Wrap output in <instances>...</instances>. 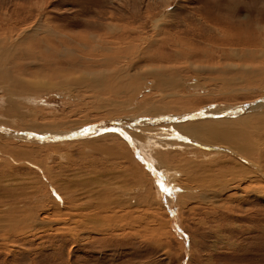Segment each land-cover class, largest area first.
Returning a JSON list of instances; mask_svg holds the SVG:
<instances>
[{
    "label": "rangeland",
    "instance_id": "obj_1",
    "mask_svg": "<svg viewBox=\"0 0 264 264\" xmlns=\"http://www.w3.org/2000/svg\"><path fill=\"white\" fill-rule=\"evenodd\" d=\"M43 19L46 27L38 28ZM27 26L30 29L25 31L26 34L37 35L28 41L37 43L27 48L26 44L21 46L20 53L34 47L41 49L43 58L29 54L28 59L19 65L22 74L16 72L15 58H2L0 72L7 68L14 78L22 75L25 83L30 81L28 84L35 85L37 82L36 86L41 89L39 93L25 94L28 97L36 94L35 101L19 99L21 94L15 95L20 104L18 107L32 113L27 115L16 111L18 108L12 109L15 107L10 103L12 98L7 94L4 96L6 84L0 82L2 125L47 131L66 127L62 130H70V125L71 128H81L82 125L116 118L122 113L141 112L153 119L147 121H155L150 127L163 126L166 129L167 126L171 139H182L184 142L181 143L185 144L180 145L182 149L173 148L181 151L177 156L162 153L166 165L181 170L175 188L168 183L171 181L169 176L165 179L161 170L157 171L160 179L153 178V157L146 156L145 145L143 149L136 142L129 144L128 135L119 134L122 141L117 145L109 138L111 134L86 140L69 139L64 143L14 140L11 146L16 148L30 145L22 147L32 150V161L36 164L26 163L31 159L27 156L23 160L26 164L14 163L9 167L0 158V200L6 199L4 190L7 191L13 183L9 178L21 175L30 182L29 189L33 190L35 200L31 208H35L40 216L39 219L33 216L31 230L0 239V264H264V198L260 199L252 192L249 195L240 193L233 186L235 184L231 185L232 174H229L241 164L253 169L262 165L264 172V123L257 125L260 128L251 135L253 139L248 145L254 146V151L251 149L246 157L216 139L201 137L202 134L193 128L188 132L181 126L175 129L176 124L191 123L195 117L166 121L168 117L162 115L237 106L264 97V57L261 58L264 53V0H0V35L21 33ZM238 26L244 30L242 35ZM99 37L110 42L117 40L119 43L115 45L124 50V57L114 58L111 62L98 58L100 55L96 58L90 54L91 51L97 54L92 47L98 44ZM44 38H47V51L40 46ZM174 47L186 56H174ZM14 49L12 51L18 56L19 52ZM195 50L199 54L192 56L191 51ZM12 51L11 56L8 53L5 56L15 57ZM164 54H172V57L156 58ZM136 55L142 58H134ZM218 61L220 63H216ZM196 62L214 66L215 70L226 65L228 70L226 73L212 70L211 73ZM253 63L259 64L258 68L263 71L256 70L251 80L236 82L235 78L236 83L226 84L219 81V77L231 79L235 74L233 70H238L237 64ZM119 66L125 68L117 70L119 72H128L130 76L138 74V89L132 91L135 92L133 95L128 91L118 96L105 93L107 90L99 93L98 80L104 78L108 82L110 78L103 73ZM162 67L185 77L181 78L180 86L161 88L154 84L158 72L165 70ZM158 104L170 109L161 110L166 112L160 113L161 119L154 116L157 111L154 113L153 107L148 113L143 111L148 105ZM122 110L124 112L119 113ZM223 111L225 108L221 114L218 111V115L213 116L223 117ZM249 113L258 114L254 119L249 118L250 121H264V111ZM201 118L205 117H198ZM128 131L132 136L137 132H133L132 126ZM155 136V139L163 137ZM240 137L236 139L242 143ZM143 139L146 141V136ZM204 139L212 144L205 143ZM109 144L114 152L131 151L142 169L128 160L105 159L98 148ZM136 149L141 157L137 156ZM173 149L170 150L177 152ZM95 157L107 162L111 172L100 165L94 166ZM224 157L233 162L224 163ZM43 170L45 181L39 176ZM40 179L44 181V187ZM154 179L157 182L162 179L171 190L169 198L163 197V193L157 197L159 192ZM57 187L66 193L62 194ZM179 187L182 188L180 191L177 190ZM65 196L73 203L65 206ZM97 196L100 202L105 201L101 211L93 210L95 206H91ZM115 197L123 198V204L128 205L129 210L124 205L120 208ZM49 199H55V203L62 207L61 214L55 211ZM108 199L112 200L110 204H107ZM45 215L48 217L46 223L40 220Z\"/></svg>",
    "mask_w": 264,
    "mask_h": 264
},
{
    "label": "bare ground",
    "instance_id": "obj_2",
    "mask_svg": "<svg viewBox=\"0 0 264 264\" xmlns=\"http://www.w3.org/2000/svg\"><path fill=\"white\" fill-rule=\"evenodd\" d=\"M102 13V12H101ZM27 17V16H26ZM22 22V21H21ZM23 24V23H22ZM242 24V23H241ZM43 27H46V23L44 21V19L39 23V27L38 28H43ZM95 28V27H93ZM114 28V27H113ZM30 29L29 26L27 27H23V31L21 33H15V34H1L0 35V60H2V58H15L14 62H15V69H16V72L17 73H20L21 72V69L19 68V65L22 63V61H25L28 59V55H33V54H36L34 57L36 58H43V54L40 52L41 49H37V48H34V47H31L32 50H25L23 53H20L21 51V46H24L25 44L27 46H25V48L27 47H30V46H35V43H37V41H33V40H30L28 41L29 39H32V38H37V35L36 34H33V35H28L25 33L26 30ZM236 29V27H235ZM237 30L241 33V35L244 33V30L242 28V26H238L237 27ZM117 31V30H116ZM10 33V32H9ZM13 33V32H12ZM39 33V32H38ZM90 33V32H89ZM233 33V32H232ZM95 34V33H94ZM94 34H92L94 36ZM120 34V33H119ZM239 34V33H238ZM40 35V34H39ZM87 35V34H86ZM124 35V34H123ZM97 36V35H96ZM88 37V36H87ZM232 37V36H231ZM241 37V36H240ZM243 37V36H242ZM89 38V37H88ZM93 38V37H92ZM96 38V37H94ZM100 39L98 40V44L99 46L97 45H94V47H91L93 48V50L96 53H93V51L90 52V54H94V56L98 57L100 55V57L98 58H104L106 61H113L114 58H122L124 57V50H121L119 49V45H115V43H119L117 42V40H112L113 42H110V40H105L104 38L102 37H99ZM116 38V37H115ZM123 38V37H121ZM229 38V37H228ZM124 39V38H123ZM128 41V40H127ZM126 41V42H127ZM91 42H93V40H91ZM91 42H86V43H90ZM120 42H122L120 40ZM227 42V41H226ZM240 42V41H238ZM242 42V41H241ZM41 45L40 46H44L43 50H46L47 49V38H44L42 40V42H40ZM244 43H247L248 42H244ZM123 44V43H121ZM30 45V46H29ZM83 44H81L82 46ZM39 46V45H38ZM97 46V47H96ZM129 46V43L128 45ZM132 46V45H130ZM126 47V46H125ZM16 48V49H14ZM85 48V46H84ZM96 48V49H95ZM15 50L17 52H19V54L21 55V58H23V60H20V55L17 54L15 55L14 54V51L12 50ZM122 49H125V48H122ZM11 51L13 52L12 54L15 56V57H10L11 56ZM47 51V50H46ZM108 52L107 55H104L103 53H99V52ZM127 51V50H126ZM172 51L174 52V56H186V54L181 51V50H178L176 47H174L172 49ZM264 51V50H263ZM248 52V51H247ZM246 52V53H247ZM262 52V51H261ZM5 53L7 54H10V56H5ZM99 53V54H98ZM127 53V52H125ZM192 53V56H197L199 54V52L197 50L195 51H191ZM141 56L145 58L144 55H142V51H141ZM250 54V53H249ZM89 55V54H88ZM165 55L169 56V57H172L171 55L172 54H164V55H161L159 57H156V58H162L164 57ZM246 55V54H245ZM128 56V55H127ZM189 56V54H188ZM238 56V55H237ZM236 56V57H237ZM92 57V56H91ZM96 57V58H97ZM140 57V55H136L134 58H142ZM243 57V56H242ZM241 56H238V58H242ZM264 57V53L262 52V59ZM16 58H20V59H16ZM87 58V57H86ZM222 58V57H220ZM246 58V57H244ZM249 58V57H248ZM13 59H10V60H13ZM256 59V58H255ZM258 60V59H257ZM8 61V60H7ZM6 61V62H7ZM30 61V60H29ZM29 61H26V62H29ZM169 61V59L167 60ZM4 62V61H3ZM10 62V61H8ZM25 62V63H26ZM130 62V61H129ZM2 63V62H1ZM198 63V66H201V68L203 70L205 69H208L211 73L212 70L213 71H216L217 73H226L227 70H228V67L225 65V66H220L219 68H217L215 70V67L214 66H209L207 64H204V62H196ZM209 63V62H208ZM216 63H220L219 61L216 62ZM131 64V63H130ZM8 65V64H7ZM25 65V64H24ZM128 65V64H127ZM164 65V64H163ZM166 65V64H165ZM164 65V66H165ZM170 66V65H169ZM219 66V65H218ZM238 70H233L234 71V76L229 79V78H225V77H219V81H221L222 83H236L238 80H244V81H248V80H251L252 77H253V74L256 70H262V68H258L257 65H246V64H237L236 65ZM257 66V67H256ZM12 67V66H11ZM26 67V66H25ZM120 67V66H119ZM115 68L113 70H106L108 73H103L104 75H107L105 77H110L108 78V82H105L106 80L104 79H99L98 80V83L96 85H99L100 86V90H97L99 93H102L104 90L106 91L105 93H108V92H111L112 94L118 96L119 94H123L125 92H132V91H136L138 89V84L140 83V78L137 75L135 76H130L129 73H125V72H119L117 70H124L125 68L124 67H120V68ZM249 67V68H247ZM251 67V68H250ZM13 68V67H12ZM162 68H165V67H162ZM1 69V67H0ZM6 71H2L0 73H2V75H0V82L6 84L3 88H4V96L7 94V96H9L11 99V104L12 106L14 105L15 107H13L12 109H15V108H18L16 109V111H22V113H25L27 115H30L32 114L30 111H26V108H19L18 106L20 105L19 104V101L17 99H15V95H19L21 94L20 97H18L19 99H24V100H34V95H31V96H25V94L27 92H33L36 93V91L38 92L39 89L41 88H38L36 86V83L35 85L34 84H28V83H25L21 76L18 74L15 78L12 74L8 73L7 72V68H5ZM4 69V70H5ZM130 69V68H129ZM157 70V69H156ZM217 70H220L217 71ZM132 71V70H131ZM130 71V72H131ZM176 71V70H175ZM14 72V71H13ZM157 72V71H156ZM155 72V73H156ZM230 72H232V70H230ZM5 73V75H4ZM16 73V74H17ZM159 75L155 78V82L154 84H156L157 86H161V88L166 87V88H171V86L173 85H178L180 86V80L181 78H185L181 75H178L176 74V72H174L173 70H168L166 71V68L165 70H161L160 72H158ZM22 74V72H21ZM98 74V72H97ZM259 74H261L259 72ZM102 75V74H101ZM222 76V75H221ZM91 77V76H90ZM102 77V76H101ZM100 77V78H101ZM150 77V76H149ZM235 78L237 80H235ZM96 79V78H95ZM218 79V78H217ZM86 80V79H85ZM114 80V81H112ZM154 80V79H153ZM236 82H235V81ZM111 81L115 84H112ZM232 81V82H231ZM84 82V81H83ZM88 82V81H87ZM183 82V81H181ZM220 82V83H221ZM31 83V82H30ZM15 84L17 86H15ZM83 84V83H82ZM89 84V83H87ZM86 84V85H87ZM39 85V84H38ZM90 85L92 86V84L90 83ZM154 86V85H153ZM185 87V86H184ZM114 88V89H113ZM93 89V88H92ZM90 89V90H92ZM3 92V91H2ZM39 93V92H38ZM110 93V94H111ZM133 93L135 92H132V95ZM96 94V93H95ZM139 94H140V91H139ZM3 96V95H2ZM130 97H133V96H130ZM137 97V96H135ZM5 98V97H4ZM8 98V97H7ZM37 98V97H36ZM126 98V97H125ZM40 100V99H39ZM134 100V99H133ZM35 101V100H34ZM143 104V103H142ZM152 104V103H150ZM250 103H245V104H240L241 106H247L244 110L242 111H239L238 107L237 106H240V105H237V106H223L225 108V110L227 109V113H223V117H212V118H207L208 116H203V115H198V116H189L191 115L192 113H188V114H185L183 113L182 115H179V114H176V115H165V114H162L164 115V117H168L167 119H165L166 121L169 120H181L183 118H181L182 116H185L187 115V117H184V118H190V117H195L193 119H195V121L191 122V123H184V124H176V128L180 127L181 129L183 128L186 132H188L189 129L193 128L195 130H197V132H199L201 135V137H206L208 139H216L217 142H222L221 144H227L228 147L230 146L231 148L233 147L234 149H236V151L242 153L243 155H245L246 157H248L250 155V151L252 149V147L254 146H249L248 143L253 139V137L251 136L252 134L255 135V132L257 129L260 128V126H257V125H261L264 123L263 120H254V121H250L249 118L251 119H254L253 117L254 116H257L255 113H249V112H253V111H259L260 113L264 111V104H259V105H254V106H249ZM7 105V104H6ZM161 105V106H160ZM158 104V105H148V107H145V109L143 110L144 112H147L149 111L150 108H154V113L155 111H157L154 116H157V118L159 119L161 116L160 113H166V112H163L161 110H170L168 106L166 105H163V104ZM8 106V105H7ZM137 106L138 103H137ZM141 106V105H140ZM139 106V107H140ZM156 106V107H154ZM158 106V107H157ZM221 107V106H220ZM219 108L220 110H218L217 108L213 107L211 108L213 112H215L217 115L218 114V111L220 112V114L222 113L221 110H223L224 108ZM11 108V107H10ZM115 108V107H114ZM142 108V107H141ZM141 108H138L140 110H142ZM144 108V107H143ZM10 110V109H8ZM127 110V109H126ZM125 110V111H126ZM238 110V111H237ZM12 111V110H11ZM3 112V111H2ZM14 112V111H13ZM116 112V111H115ZM119 112V111H118ZM124 112V110L120 111L119 113H122ZM182 112V111H181ZM188 112V111H187ZM197 112V111H196ZM19 113V112H18ZM140 113V114H139ZM148 113V112H147ZM180 113V112H179ZM259 113V114H260ZM6 114H10V113H7ZM5 115V114H4ZM120 115V114H119ZM130 115H134L136 117H130ZM114 117V116H113ZM139 117V118H138ZM153 117V116H152ZM198 117H205V118H201V119H198ZM145 118H151V117H145L144 115H142L141 112H135V113H132V114H125V113H122L120 116L116 117V118H112L113 121L115 120H125L127 122H130L129 120H139V122H131L133 124H135L134 126L131 125V124H128L126 126H123V130L125 131V133L127 134H121L117 131H111V130H107V131H103L99 134H95V135H91V134H88V135H84V136H74L72 138H68V139H61V138H51L53 135H61V134H64V133H69L71 131H75V130H79V129H82L84 130L85 128L89 127V126H104L106 125L108 122H112L111 118L110 119H107V120H103V122L101 123H96V124H88V125H82L81 128L79 127H74V128H71V125H70V130H62L66 127H60L58 130L56 131H47L46 130H40V129H36V128H33V127H30L28 129H25V128H10L8 126H5V125H2L0 123V139L3 140V142H1L0 144V158L3 160V163L9 167H13L14 166V163H20V164H26V163H29V164H36L32 161V157H31V151H27L26 148L24 147H29L30 145H20V147L16 148V147H13L11 146L12 142L14 140H22V141H27V142H37V141H41V142H60V143H64L66 140H77V139H81V140H86L88 138H97V136H100V135H103L106 137H108L110 134L112 135L111 138L112 140L115 141V144L116 143H121V139H120V135H128L126 137L127 140H129V144H133L132 142H136L137 144L140 145V148H143L145 149L144 147L146 146V152L148 153L146 156H149V158L151 157L152 158V165L155 166V171H162V174L165 176V179L167 176H169V180H171L170 182H168L170 185L172 184V186L174 185V187H178L177 183H176V180L180 177L181 175V170L179 171L178 169H176L175 167H170L168 165H166L165 163V157H163L162 153H173L175 156L179 155L181 153V151L179 150H176V149H173L174 147H179V148H183L181 147L180 145L182 144H185V143H181V142H184L182 139H174L172 140L171 139V134H168L169 131H166L167 129V126H166V129L163 128V126L161 128V130H158L160 128H156V127H150L151 124H154L151 123L150 121H147L145 120ZM163 118V117H162ZM231 118H236L235 120H232ZM3 119V118H2ZM161 119V118H160ZM192 119V118H190ZM7 120V119H6ZM110 120V121H108ZM157 120V119H156ZM1 122V121H0ZM6 122V121H5ZM165 122V121H164ZM13 124V122H11ZM159 125L161 123V121H158ZM194 124H196V126H194ZM137 125H141V126H138ZM148 125V126H146ZM174 125V124H173ZM11 126V125H9ZM17 126V125H16ZM34 126V125H33ZM133 127V132L134 131H137L135 132V136L131 135L130 132L128 130H130V127ZM152 126V125H151ZM155 126V125H153ZM262 126V125H261ZM68 127V126H67ZM169 127V126H168ZM173 128V127H172ZM250 128V131H248ZM180 129V131H182ZM58 131V132H57ZM172 131H175L174 129H172ZM191 131V130H190ZM110 132V133H109ZM132 132V131H131ZM171 132V131H170ZM169 132V133H170ZM178 132V130H177ZM196 132V133H197ZM49 133L52 134V136H49L47 137V134ZM117 133V134H116ZM180 134V132H178ZM120 134V135H119ZM141 134H144V135H141ZM158 135V136H163L161 138L158 137V139H155L157 138L155 135ZM2 136H5V137H2ZM144 136H146V141H144V139L142 140V137L144 138ZM241 136V137H240ZM200 137V138H201ZM236 137H240L241 140H242V143L239 142V140L236 139ZM13 139V140H12ZM239 139V138H238ZM201 140V139H200ZM205 140V139H204ZM215 140V141H216ZM205 143H209V144H212V141H204ZM124 143V142H122ZM195 143V142H194ZM254 143V142H253ZM19 144V143H17ZM21 144V143H20ZM113 144V143H112ZM114 144V146H115ZM259 144V143H257ZM105 145V144H104ZM117 145V144H116ZM126 145V144H124ZM145 145V146H144ZM197 145V144H196ZM201 145V144H200ZM255 145V143H254ZM24 146V147H22ZM99 146V145H98ZM256 146V145H255ZM96 147V146H95ZM94 147V148H95ZM101 147V146H100ZM98 148L101 152V155L104 154V158L105 159H121L123 161L121 162H124L125 160H128L131 164H133L134 166H136V168H140L142 169V165H139L136 163L135 159H134V156L133 154L131 153V151L128 152H123V151H119L117 150V152H114L113 150H111V148L113 146H110V144L108 146H103L101 148ZM117 147V146H116ZM197 148V146H195ZM223 147V146H222ZM258 147V146H257ZM173 149V150H176L177 152H173V151H169L168 149ZM186 148V147H185ZM194 148V147H193ZM201 148V147H200ZM116 149V148H115ZM187 149V148H186ZM191 149V147L189 148ZM198 149V148H197ZM207 149V148H206ZM216 149V148H215ZM254 149V148H253ZM252 149V150H253ZM257 149V148H256ZM255 149V150H256ZM26 150V151H25ZM29 150V149H28ZM128 150V149H127ZM185 150V149H184ZM188 150V149H187ZM193 150V149H192ZM116 151V150H115ZM134 151V150H133ZM203 151V150H202ZM205 151V150H204ZM218 151V150H216ZM254 151V150H253ZM136 154L138 157H141L137 151V149L135 150ZM140 152V151H139ZM196 152V151H195ZM208 152V151H207ZM211 152V151H210ZM258 152H260V150H258ZM216 153V152H215ZM226 153V152H225ZM224 153V154H225ZM192 154H196V153H193ZM204 154V153H203ZM32 155H33V152H32ZM132 155V156H131ZM145 155V154H144ZM151 155V156H150ZM27 156H30V160H26V163L23 161ZM214 156V155H212ZM240 156V155H239ZM255 156V154H254ZM208 157V156H206ZM251 157V156H250ZM148 158V157H147ZM212 158V157H211ZM225 160L224 163H232L233 161L231 159H228V157H224ZM254 158V157H253ZM233 159V158H232ZM238 159V158H236ZM257 159V158H256ZM260 160V159H259ZM254 162V161H252ZM258 162V161H257ZM260 162V161H259ZM248 163V162H247ZM253 164V163H251ZM259 164V163H258ZM93 165L96 166V165H100L101 167L103 168H106L107 171L111 172L110 171V168L111 166L109 164H107V162H104L100 157H95V160H93ZM211 165V163H210ZM237 166V165H236ZM264 166V165H263ZM113 167H115V164L113 165ZM112 167V168H113ZM121 167V166H120ZM262 165L258 168H255L253 169L250 168V167H244L243 164L239 165L237 168L234 167L230 172L229 174H232L231 176V179H230V182H231V185L232 184H235L233 185L235 188H237L240 193L241 192H247V195H249L251 192L253 194H255V196H257L258 198L260 199H263L264 198V172H263V168L261 169ZM125 168V167H123ZM122 168V169H123ZM135 171V170H134ZM137 171V169H136ZM132 173V172H131ZM146 173V172H145ZM45 170L42 171V174L39 175L41 176L42 178L44 177V181L46 180V176H45ZM27 175V174H25ZM152 175V174H151ZM13 176V174H12ZM28 177V176H27ZM30 177V176H29ZM40 177V178H41ZM156 179H160L158 178V175L155 174L153 178ZM10 180L13 181V183H11L10 187H8L9 189L4 190V193L6 192V199H2L0 200V239L2 238H8V236H12L13 233H18L20 231H23V230H31V227H32V224H31V220L33 219V216L35 218H38L40 216L39 213H37L38 211H35V208H31V204H33V202H35L34 200V196L32 195L33 194V190H30L29 188H31V185H30V182H28V180L25 178V177H21V175H18L17 177H11L9 178ZM154 179V180H156ZM18 180V181H17ZM47 182H49V179H48V176H47ZM44 181L42 179L39 180V182H41L43 184V187H44ZM138 181V180H137ZM11 182V181H10ZM165 182V181H164ZM227 182V181H226ZM156 183V186L158 188V192L157 193V197H159L162 193L163 197L165 196V198H169L170 195H166L164 192L161 191V188H160V185L158 184L157 180L155 181ZM221 183V182H220ZM254 183H258L260 185H255ZM167 184V183H166ZM204 184V183H203ZM244 184V185H243ZM9 185V184H8ZM168 185V186H170ZM227 185V183H226ZM42 186V185H41ZM230 187V186H229ZM58 188V187H57ZM232 188V187H231ZM5 189V188H4ZM37 189V188H36ZM46 189V188H44ZM59 191L62 192V194L66 193L65 191L61 190V188H58ZM182 188L179 187V189L177 190H181ZM230 190V189H229ZM178 191V192H179ZM45 192V191H43ZM47 192V191H46ZM103 193V192H101ZM161 193V194H160ZM100 194V192H99ZM96 195V194H95ZM94 196V195H93ZM49 197V196H48ZM177 197V196H176ZM192 197V196H191ZM60 198V197H59ZM97 199H94L92 201V205L91 206H95V209L93 210H102L103 207H104V203L105 201L103 202H100V199L99 197L97 196L96 197ZM180 198V197H179ZM182 198V197H181ZM180 198V199H181ZM37 199V198H36ZM115 203L119 205L120 208H122V206L124 205L125 208L126 207H129L128 205L126 204H123V198H117L115 197ZM179 199V200H180ZM39 200V199H37ZM36 200V201H37ZM54 205V209L56 212H59L60 214L62 213L61 210H62V207L61 206H58L56 203H55V199H49ZM64 205L66 206L67 203H73V200L71 199H68L67 196L64 197ZM103 200V198H102ZM109 200V199H108ZM160 200V199H159ZM168 200V199H167ZM112 202V200H109L107 201V204H110ZM163 203V202H162ZM165 203V201H164ZM180 204V203H179ZM8 205V206H7ZM168 205V204H167ZM7 206V207H6ZM72 206V205H71ZM165 206V205H164ZM163 206V207H164ZM132 207V206H131ZM173 207V206H172ZM70 208V207H69ZM65 209V208H64ZM127 209V208H126ZM38 210V209H37ZM129 210V209H127ZM73 211V210H72ZM65 214V213H63ZM128 214V213H127ZM38 215V216H37ZM128 217V216H126ZM47 215L43 216L40 218V220L42 222H47ZM39 219V218H38ZM68 219V218H66ZM30 227V228H29ZM170 227V226H169ZM171 228V227H170ZM37 229V228H36ZM181 231V230H180ZM3 235V236H2ZM16 236V234L14 235ZM10 240V239H9ZM31 261V260H30ZM29 261V262H30ZM65 262V261H64ZM20 263V262H19ZM63 263V262H62ZM61 264V263H60Z\"/></svg>",
    "mask_w": 264,
    "mask_h": 264
},
{
    "label": "water",
    "instance_id": "obj_3",
    "mask_svg": "<svg viewBox=\"0 0 264 264\" xmlns=\"http://www.w3.org/2000/svg\"><path fill=\"white\" fill-rule=\"evenodd\" d=\"M259 104H264V97L263 98H260V99H257L255 100L254 102L250 103L249 106H254V105H259ZM247 106H238V110L239 111H242L246 108ZM237 110V111H238ZM224 112V111H223ZM228 111L225 110V113H227ZM216 113L212 111L211 108H204L202 110H199L197 112H193L191 115L189 116H198V115H205V116H213L215 115ZM218 115V114H217ZM184 117H187V115L185 116H182L181 118H184ZM145 120H153V119H150V118H145ZM130 122H127L125 123L126 121L123 119V120H115V121H112V122H108L106 125L104 126H89L87 128H85L84 130L82 129H79V130H75V131H71L69 133H64V134H59V135H53L49 133L47 134V137L49 136H52L51 138H61V139H67V138H72L74 136H84V135H88V134H91V135H95V134H99L101 132H103L104 130L107 131V130H111V131H117L121 134H127L125 133V131L123 130V126H126L128 124H133V123H137L139 122V120L137 119H133L132 121L129 120ZM133 122V123H131ZM127 136V135H126ZM152 168V167H151ZM154 174H157L159 172H156L153 168L151 169ZM158 175V174H157Z\"/></svg>",
    "mask_w": 264,
    "mask_h": 264
},
{
    "label": "snow or ice",
    "instance_id": "obj_4",
    "mask_svg": "<svg viewBox=\"0 0 264 264\" xmlns=\"http://www.w3.org/2000/svg\"><path fill=\"white\" fill-rule=\"evenodd\" d=\"M160 185L161 191L164 192L166 195H171V190L163 183V180H158Z\"/></svg>",
    "mask_w": 264,
    "mask_h": 264
}]
</instances>
